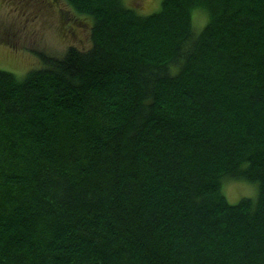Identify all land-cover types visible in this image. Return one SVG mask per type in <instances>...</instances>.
<instances>
[{"label":"trees","instance_id":"trees-1","mask_svg":"<svg viewBox=\"0 0 264 264\" xmlns=\"http://www.w3.org/2000/svg\"><path fill=\"white\" fill-rule=\"evenodd\" d=\"M63 2L89 45L0 69V264H264V0Z\"/></svg>","mask_w":264,"mask_h":264},{"label":"rangeland","instance_id":"rangeland-1","mask_svg":"<svg viewBox=\"0 0 264 264\" xmlns=\"http://www.w3.org/2000/svg\"><path fill=\"white\" fill-rule=\"evenodd\" d=\"M62 3L59 0L52 4L46 0H0V69L21 78L37 65L39 51L62 53L71 43L81 48L89 45L83 16L76 18L69 13L63 18L61 10L66 7ZM125 3L143 15L156 12L160 7V0H125ZM193 18L196 27L204 22L200 11L195 12ZM222 193L234 204L244 197L255 198L257 186L245 180L229 179L222 185Z\"/></svg>","mask_w":264,"mask_h":264}]
</instances>
